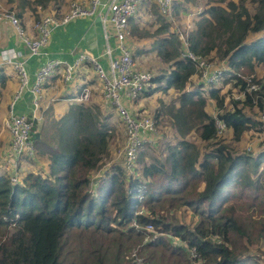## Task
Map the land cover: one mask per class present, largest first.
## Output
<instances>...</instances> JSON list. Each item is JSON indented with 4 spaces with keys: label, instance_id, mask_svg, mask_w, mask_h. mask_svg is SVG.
Masks as SVG:
<instances>
[{
    "label": "trees",
    "instance_id": "trees-1",
    "mask_svg": "<svg viewBox=\"0 0 264 264\" xmlns=\"http://www.w3.org/2000/svg\"><path fill=\"white\" fill-rule=\"evenodd\" d=\"M4 1L16 9L19 19L24 9L35 19L46 12L59 16L56 8L49 9L57 0ZM154 6V36L145 50L154 51L164 66L157 74L151 72L132 100L158 89L177 91L175 102L162 105L166 127L173 129L162 160L143 165L139 176L126 172L118 161L93 180L91 170L110 153V116L89 99L71 101L44 125L35 120L29 136L34 155L29 158L45 155L47 170L25 171L16 181L0 171V264H132V249L146 264H258V253L244 251L251 244L264 245V198L257 176L264 150L232 148L246 129L256 130L260 122L245 111L251 103L247 95L232 99L231 109H223L220 89L227 80L241 82L234 71L264 69V0H205L200 5L172 0L175 18L200 6L186 32V48L207 59L224 60L219 86L197 83L196 78L187 86L194 64L180 53L185 46L176 26ZM39 10L43 12L38 15ZM252 79L261 83L252 105L264 109V72L254 73ZM2 81L0 75V86ZM207 96L229 128L228 138L215 135L214 118L205 107ZM156 122L154 138L147 144H157L162 136ZM190 133L204 146L188 139ZM139 150L136 162L141 160ZM140 185L145 188L138 199ZM181 206L197 216L196 224L178 221L175 211ZM147 223L149 230L144 229ZM191 247L194 256L189 255Z\"/></svg>",
    "mask_w": 264,
    "mask_h": 264
},
{
    "label": "built area",
    "instance_id": "built-area-1",
    "mask_svg": "<svg viewBox=\"0 0 264 264\" xmlns=\"http://www.w3.org/2000/svg\"><path fill=\"white\" fill-rule=\"evenodd\" d=\"M143 3H146L148 11H150L148 6L153 3L160 14L166 15L168 19L174 21V17L171 14L172 0H69L66 10L59 16H55L52 12L40 14L38 18L31 22L32 33L28 34L18 15L13 10H0V24L1 19H6L30 55L38 54L47 45L53 26L76 17L96 14L102 27L104 39L100 54L93 55L80 51L72 62L57 57H47L36 68L31 83L28 82L27 71L23 60L19 58L18 52L12 48L0 50V65L4 62L12 63L17 76L16 90L12 95L8 110L1 118L3 127L8 134V146L3 155L6 156L8 163L15 166V161L18 158L34 155V147L29 136L34 119L38 117L37 108L40 104L41 88L44 81L53 75L57 68H60L61 81L69 82L75 72L74 69L81 64H86L95 71L100 81L99 90L101 96L112 105L117 120L123 126L122 142L119 144L117 151V155L120 156L121 166L129 173L135 169L137 151L143 143L149 142L152 135L156 132L154 120L151 116L147 114H131L128 107L120 99L121 96L127 100L136 98L152 76L151 71L148 69H141L136 66V61L126 43V39L130 35L129 18L138 15V9ZM150 14L151 12H149ZM107 21L112 24V32L110 33L106 30ZM187 31H185L184 35L179 32L185 46L180 53L193 62L195 72L192 75L196 77L197 83L219 86L226 67L222 61L216 62L215 59H207L203 55L189 51L186 48L187 42L185 41ZM110 36L114 38V47L109 44L108 37ZM115 48L117 51H115ZM100 55L104 56L103 60L106 66L99 61ZM234 74L241 82L237 84V92L232 94V97L238 100L245 98L247 95L251 103L256 104L257 92L261 89V83L252 79L253 73L234 71ZM25 88H29L31 92L30 113L26 115L14 113L11 108L12 104ZM90 95V85L83 84L77 92L71 95L70 99L75 102H84L89 99ZM54 99H57V96H50L47 103ZM257 119L260 122L261 129L264 130V109L257 112ZM214 126L216 135H220L226 127L223 120L218 117L214 119ZM15 180V177L11 178V181ZM144 186L140 185L138 189V199L142 197ZM140 211L139 209L137 212ZM132 224L135 227L137 226L134 220H132ZM144 229H151V224L147 223ZM189 255H195L193 247L189 248ZM130 256L132 264H146L139 257L136 249L130 251Z\"/></svg>",
    "mask_w": 264,
    "mask_h": 264
},
{
    "label": "crops",
    "instance_id": "crops-1",
    "mask_svg": "<svg viewBox=\"0 0 264 264\" xmlns=\"http://www.w3.org/2000/svg\"><path fill=\"white\" fill-rule=\"evenodd\" d=\"M203 0H198L197 4H202ZM11 5V4H10ZM50 5V6H49ZM49 9L52 11L55 8H52V2L49 3ZM200 6H197L196 8H189L191 11L187 12L185 15L181 16L179 18V22L181 25L182 23L185 25H189L192 23V18L197 12L198 8ZM141 8V7H140ZM189 9L185 10L188 11ZM66 10V6H64L57 14H61ZM195 10V12H194ZM183 12H181L182 14ZM139 14V12H138ZM187 14H190L191 17L187 18ZM58 16V15H57ZM35 18L33 15H31L29 10H23L20 16V22L22 25L25 27L27 30L26 32L28 34H31V22ZM184 20L185 23L183 22ZM173 25L178 27L177 24V19L174 21H171ZM130 25V35L126 39V43L129 46V49L131 53L137 49L141 50L140 47H142L140 44L143 42L141 41L142 37L141 35L137 32L138 29L140 28L139 23H133L132 20L129 22ZM183 26V27H184ZM193 26V23L190 27ZM134 27V31H132ZM171 27V26H170ZM189 27V28H190ZM185 28V27H184ZM172 29V28H171ZM133 37L138 38V44L133 45ZM109 44L110 46L114 47L115 42L114 38L112 36L108 37ZM111 40V41H110ZM104 45V39H103V34H102V27L100 24V21L97 17V15H89V16H84V17H76L73 19H70L62 24H58L52 27L51 33L48 39V43L45 47L41 49V51L38 54L30 55L24 44L17 38L14 30L12 27L9 25V23L6 21V19H1V24H0V50L3 48H12L14 51L18 52L19 58L23 60L24 62V67L27 71L28 75V82L31 83L35 74V70L38 67L40 63H42L47 57H57L59 59H63L69 62H72L75 56L77 55L78 52L84 51L86 53H90L93 55L100 54L102 47ZM145 50V49H144ZM115 51L117 49L115 48ZM140 55H143L145 52L141 50ZM138 54V53H137ZM136 55V54H135ZM99 61L105 65L104 56L100 55L99 56ZM134 59L135 56L133 55ZM136 60V59H135ZM219 61H224L219 60ZM136 66L141 69H147L141 65L138 64L136 60ZM257 68H261L259 66L255 67L254 72L257 71ZM75 72L72 75L71 79L69 82H63L61 81V69L57 68L55 71V75L50 76L47 81L44 83V87L41 88V98H40V104L37 108V112L39 113L38 117L44 111L43 113L45 114V117L47 118V122L52 119V118H57L59 117L67 108L68 104L71 102L67 98L73 95L75 92H77L80 89V86L83 84H88L90 85L91 89V95L89 97L90 101L96 102L100 110L103 111L105 110L113 116L116 117L115 111L112 107V105L104 99L101 94H100V81L96 76L95 71H93L88 65L81 64L77 68L74 69ZM149 70V69H148ZM254 74V73H253ZM0 75H2V85L0 86V103L1 104V109H0V120L3 116V114L6 113L8 110L10 101L12 100V95L16 90L17 87V76L14 71V68L12 66V63L10 62H4L1 63L0 65ZM55 76V77H54ZM190 80H195V76L191 75ZM54 77V79L52 78ZM50 83V84H49ZM52 83V84H51ZM196 83V80L194 81ZM223 83V82H222ZM189 82L187 83V86L189 87ZM222 88L220 91H224L226 87L228 86V81L224 82L222 85ZM158 92V91H157ZM155 91L152 95L146 96L147 98L150 96H153L157 94ZM165 93L167 96V100L171 101H176V96H177V91L172 89V88H167L166 90L162 91ZM207 94L205 93V96ZM50 96H57V99L52 100L51 102L47 103L48 98ZM146 97H142L141 99L138 98L136 101L134 100H128L129 102H133V104L136 107V110L141 108L143 106V103L149 102L150 99L146 100ZM30 99H31V92L29 88L23 89L21 92L20 96L14 100L12 104V110L14 113H22V114H29L30 113ZM88 99V100H89ZM207 104H212V113H215V106H214V101L212 98L209 96L206 97V105ZM111 106V107H110ZM214 107V108H213ZM103 108L104 110H102ZM142 109V108H141ZM135 110V111H136ZM253 110L255 114H252L251 111L246 110V113L249 114L250 116L256 118L257 112L259 109L253 105ZM147 112V111H146ZM37 117V118H38ZM37 118L34 119L38 120ZM117 119V118H116ZM38 128V127H37ZM163 128H169L168 127H162L161 126V133L164 132ZM170 131V136H172L173 129L169 128ZM115 132V130H114ZM227 132L230 134V130H227ZM6 134V133H5ZM160 133H158L159 135ZM164 135V134H162ZM250 135L251 139L250 143L252 148L255 145H258L262 147L263 140H264V130L261 129L259 126H257V129L254 130L252 128L246 129L242 135V137L238 140L239 142L244 141V139L247 138V136ZM1 136L3 137L4 142H2L1 145V157L4 155L5 151L7 150L8 146V138L7 136L4 137V132H1ZM171 139H168V141ZM173 140V139H172ZM152 139L149 141L151 142ZM261 141V142H260ZM122 142V141H121ZM109 148V143L107 144ZM259 150H264V149H259ZM37 158V159H36ZM32 160V159H31ZM37 161V165L39 168L43 169L44 171L47 170V158H39L36 155V157L33 158L32 161Z\"/></svg>",
    "mask_w": 264,
    "mask_h": 264
},
{
    "label": "rangeland",
    "instance_id": "rangeland-1",
    "mask_svg": "<svg viewBox=\"0 0 264 264\" xmlns=\"http://www.w3.org/2000/svg\"><path fill=\"white\" fill-rule=\"evenodd\" d=\"M196 1H198V0H190L192 5L193 4L196 5L197 4ZM204 1L205 0H203V2ZM68 2H69V0H57L52 4V8H56L57 12H59V10H61L64 6H67ZM203 5H201V8L203 7ZM140 7L138 9L139 14L132 17V22L133 23L136 22V23L140 24V28L138 29L137 32L141 35V37H142L141 41H143L140 44L142 46V47H140V49L143 50V52H145V53L143 55H140V53L136 54L135 59L137 60L139 65L149 69V71H151L153 74H157L159 68L161 66H164V64H162L159 61V58L157 57V55H155L154 51L144 50L150 46L152 37L154 36V35H152V33H153L154 27L156 25L155 15H154V13L156 12V10H155L156 8L153 5V3H151L148 6L150 11L147 10L146 3H143L142 5H140ZM194 8H196V7H194ZM4 9L13 10L14 12H16V9L13 6H11L9 3H7L4 0H0V10H4ZM46 11H49V9H46ZM50 11H52V10H50ZM190 11H191L190 9L188 11H183L181 16L185 15L187 12H190ZM42 12L43 11L39 10L38 15ZM149 12H151L150 15H149ZM194 12H195V10H194ZM190 17H191V15L187 14V18H190ZM179 18H175V20L177 19V24H178ZM185 21L186 20H184L183 22L185 23ZM179 24H178L177 30L179 32H181L183 35L185 34V31L188 30L189 27L192 25V23H190L188 26L187 25L184 26L183 23H182V26ZM106 30L109 33L112 32V24L109 21L106 22ZM133 32H135V31H133ZM137 41H138V38L133 37V43H134L133 45H135V44L137 45L138 44ZM110 44L112 45L111 42H110ZM218 61L219 60H216V62H218ZM263 72H264L263 68H260V69L257 68V71L254 73L257 76H260L263 74ZM227 81H228V86L226 87V89L224 91H220V93L223 94V109H225V110L231 109V107H232L231 100L234 99L232 97V94H235L237 92V89H238L237 84L234 85V84H232V81H230V80H227ZM191 82H194V80H190L189 84ZM221 88H222V86H221ZM156 92H157V94L150 96L148 98L146 97V100L150 99L149 102H146V103L144 102L143 106L141 107L142 109L139 108L138 110H136V107L132 101L129 102L123 96H121L120 99L128 107L131 114L136 110V112H138V114H145L146 113L147 115L151 116L155 122H156L157 118L161 119V120H159V122L157 121L156 123H157L158 129L160 131H162L161 126L166 127L167 126L166 124H168L167 123V114L164 112L162 105L171 102V100H167L168 99L167 96L160 89L156 90ZM70 97H68L67 99L70 101H73L70 99ZM240 99H242V98H240ZM1 104L2 103H0V109H1ZM211 105L210 104L205 105L206 111L209 112L210 115L215 119V117H217L216 113L219 110L217 108H215L216 112L212 113V111H210L212 109ZM101 109L104 110L103 108H101ZM245 109L251 111L252 114H255V112L253 110L252 103H250L249 106L246 105ZM43 112L44 111H42L40 116L37 118L38 119V122H37L38 126L44 125L47 122V118L45 117V114ZM106 113L108 114V112H106L104 110L103 114H106ZM109 113L110 114H108V115L110 117H108V120H109L110 124L113 125V128L115 130V132L111 131L110 139L108 140V143L110 145L109 146V152L110 153L108 156H104L102 158V160H100L101 162H100V165L98 168L91 170L90 175L92 177L91 179H93V180L98 178L102 173L106 172L109 168H110L109 170H111L112 167H116L118 161L120 162V156L117 155V151H118V146L121 143L122 137H123V126H122L121 122L119 120H117L115 116H113L111 114V112H109ZM37 115H39L38 112H37ZM155 115L157 116L156 118H155ZM260 128H261V126H260ZM163 129H164L165 135H162V133H160L162 136L158 139L157 144H155V145L153 143L147 144L145 142L144 144L141 145L140 150H139L141 152V160H138V162H136L137 164L135 165V169L132 170V172H130V174H134L135 176H139L140 170H141L143 165H148V163L153 161L154 158H159V160H162V156L164 154V145L168 141V139H171V136L169 134L170 132L168 130H166L165 128H163ZM227 130H229V128L226 126L224 131L220 135H216V134L215 135L216 136L222 135V136L228 138L230 134L227 132ZM1 132L2 133L4 132V137H6V136L8 137V134L3 127V123L0 120V150H1L2 142H4L3 137L1 136ZM153 138L154 137L152 136L151 139L153 140ZM188 139H191L195 142H198L199 144L202 143V141H200L199 138H197L194 133L188 134ZM250 140H252V139H251L250 135H248L247 138L244 139V141H242V142L234 141L233 142L234 149L232 148L233 146L231 148L234 151L246 150V151H251L253 153H257L259 151V149H264V140H263L262 147H260L259 144L258 145L254 144L255 148L254 147L252 148ZM203 143H205V142H203ZM203 143H202V145H203ZM161 145H163L162 148H161ZM143 156H144V158H143ZM37 157L39 160L40 157L45 158L46 156L42 154V155H37ZM138 163H140V165H138ZM37 164L38 163L36 160L32 161L29 157L23 156L21 158H18L15 161V166H12L6 160V156L1 157V153H0V171L6 172L8 178L10 180L13 177H15L16 180H18L19 178H21L23 173H25V171H37L39 169V166H36ZM258 170L259 171H258L257 176H259L260 181L262 180V183L259 187V195L262 198H264V160H262L261 163L259 164ZM257 176L253 175L254 178H256ZM175 214L177 215L178 221L183 222V223H187L190 226H193L197 222V216L193 215L190 212V210L185 206L179 207L175 211ZM173 241L179 243V241L177 239H174ZM138 246L139 245H136L135 247H138ZM244 252L250 253L252 255L254 253H258L256 256L258 264H264V245L263 244L248 245L245 247Z\"/></svg>",
    "mask_w": 264,
    "mask_h": 264
},
{
    "label": "water",
    "instance_id": "water-1",
    "mask_svg": "<svg viewBox=\"0 0 264 264\" xmlns=\"http://www.w3.org/2000/svg\"><path fill=\"white\" fill-rule=\"evenodd\" d=\"M98 17V16H97Z\"/></svg>",
    "mask_w": 264,
    "mask_h": 264
}]
</instances>
